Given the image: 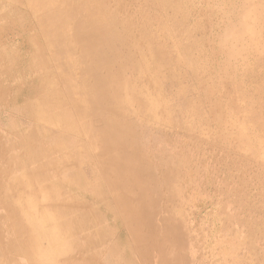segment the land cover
<instances>
[{
    "label": "rangeland",
    "instance_id": "374dc122",
    "mask_svg": "<svg viewBox=\"0 0 264 264\" xmlns=\"http://www.w3.org/2000/svg\"><path fill=\"white\" fill-rule=\"evenodd\" d=\"M44 62L89 138L40 121ZM0 111V264H264V0H0Z\"/></svg>",
    "mask_w": 264,
    "mask_h": 264
},
{
    "label": "bare ground",
    "instance_id": "6f19581e",
    "mask_svg": "<svg viewBox=\"0 0 264 264\" xmlns=\"http://www.w3.org/2000/svg\"><path fill=\"white\" fill-rule=\"evenodd\" d=\"M47 42H48V44H52V43L54 44V42H59V41L55 40V39L54 40H50L49 39ZM60 59H62V58H60ZM40 60L42 61V59H40ZM41 67H42V69L45 72L44 76H41L42 78L40 79L39 85L36 88H33L34 89L33 92L35 94L34 95V101L36 102L35 105H36L37 109H39L38 117H39L40 121L51 119L60 128L62 127V128H68V129L74 130V131H79V132L82 133L84 138L86 136H88V138H89L90 137L89 134L87 132H85V131H82L80 128H78V125H76L75 122H74V120H75L74 117L70 113H68V111H67V110H70L71 107L69 106V104L65 103L64 94L61 92V86H59V84H61L60 79L58 78L59 80H56V82L54 80H52L51 77H50L51 81L46 80L45 76L49 74L48 73V67H47L45 62L43 63V65ZM62 81H64V79ZM62 128H61V130L63 131ZM64 138L65 137L63 135H61V134L58 135L57 134L55 136V139L52 141V144H54L56 141L62 140ZM93 146L94 145H92L90 143V141H89V144L86 143L83 146H81L82 149L85 150L84 158H87V157L93 155L92 154V152H94V147ZM46 148H48L47 144L39 143L38 147L31 148L29 150V152H27V154H25L26 160L27 161L29 160L30 162H38V161H40L41 160V153H42L41 151L43 149H46ZM58 155H61V153L60 154H55V156H58ZM84 158L79 160V162L85 161ZM53 161H54V156H51L46 161L47 166L52 164ZM85 168H88V165L85 166ZM85 168H81V170H83ZM29 174L30 175H34L36 179H42V180H50L51 179L54 182H58V179H56V173H54V172L50 173L49 171L47 172V171L41 169L40 167H39V169L37 171H34V170L30 171ZM95 175H97V174H95ZM99 178L101 179L102 175H100ZM112 178L113 177H111V179ZM115 180H116V178L114 179V181ZM63 182H64V180L62 181V183ZM134 183L137 184L138 180H135V181L133 180L131 182V184H134ZM139 185L141 187L143 185H144L143 187H148V184H145V183H142V184H139ZM139 185H138V187H139ZM125 187H127V185H125ZM128 187H133V186L131 185V186H128ZM93 188L95 190V186L94 185H93ZM118 188L121 190V192L126 190V189H123L124 187H120L119 186ZM107 194L108 193H106L103 189H98L97 188L95 190V196L92 199L96 200V201L97 200L106 201L109 198L110 193H109V195H107ZM136 196H137V192L134 191L132 193H127L125 198H123L122 195H121V197H118L117 198L118 201L116 200V205L114 207L115 211H121V210H123L124 207H126L128 209L127 214H129V217H131L133 215H136V208L133 207V204L135 203L133 201V199ZM82 199L83 198H81L79 196L78 197L76 196V201H80ZM76 208H77V205L75 203L68 204L67 207L64 208L65 210H63V214L65 216L67 214L69 215V213H71L70 211L71 210L75 211ZM8 216H9V213L7 214V216L4 215L2 220L3 221H4V219L7 220ZM79 217L81 218L80 222L78 223V225H80V227L71 226V225L64 226L65 234H67L68 237L73 235V238L71 240H70V238H68L67 240H64L63 242H62V240L58 239L57 244L60 245V246H63L64 248L65 247H71L73 250L81 251L85 255L88 254L89 252L95 250V254L94 255H96V253L98 252L96 250H99V248H97V247L103 241L102 232L101 231H97V232L96 231H93V232L89 231V229H90L89 223L93 219L86 212L79 213ZM141 222H142V220H141ZM78 228H80L82 230V232L79 233L76 236L75 234H76V231H78ZM39 241H40V239H38V242ZM121 253H123V251L120 252V250H117V248H116L114 250V252H113V257H115V255L117 256V255H119ZM12 262L14 264V260H12Z\"/></svg>",
    "mask_w": 264,
    "mask_h": 264
}]
</instances>
